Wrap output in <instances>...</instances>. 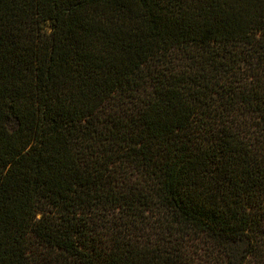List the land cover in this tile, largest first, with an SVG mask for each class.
I'll list each match as a JSON object with an SVG mask.
<instances>
[{
  "label": "trees",
  "instance_id": "obj_1",
  "mask_svg": "<svg viewBox=\"0 0 264 264\" xmlns=\"http://www.w3.org/2000/svg\"><path fill=\"white\" fill-rule=\"evenodd\" d=\"M0 264H264V0H0Z\"/></svg>",
  "mask_w": 264,
  "mask_h": 264
}]
</instances>
